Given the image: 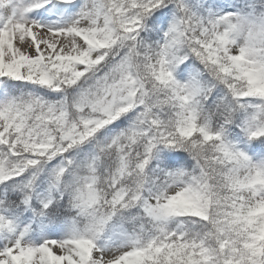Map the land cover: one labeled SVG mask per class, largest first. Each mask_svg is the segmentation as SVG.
<instances>
[{
	"label": "snow or ice",
	"instance_id": "6c2138e0",
	"mask_svg": "<svg viewBox=\"0 0 264 264\" xmlns=\"http://www.w3.org/2000/svg\"><path fill=\"white\" fill-rule=\"evenodd\" d=\"M0 264H264V0H0Z\"/></svg>",
	"mask_w": 264,
	"mask_h": 264
}]
</instances>
